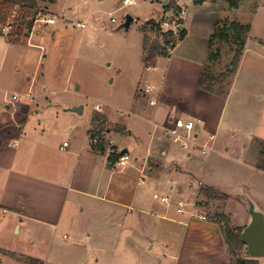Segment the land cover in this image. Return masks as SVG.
<instances>
[{
  "label": "crops",
  "instance_id": "0c3cea01",
  "mask_svg": "<svg viewBox=\"0 0 264 264\" xmlns=\"http://www.w3.org/2000/svg\"><path fill=\"white\" fill-rule=\"evenodd\" d=\"M177 4L180 11L175 18L182 21L181 27L179 24L177 27L185 29V36L175 42L168 56H156L152 68L144 66L149 75L158 73L155 94L147 100H140L136 94L132 111H118L119 115L125 116L121 123L105 110L97 112L105 119L107 129L103 133L104 153L91 149V141H95L91 133L92 114L85 120L77 117L81 112L65 109L62 116L68 120V126L64 131L56 126L47 129L41 110H36L38 103L20 101L21 98L33 99L30 93L33 80L26 88H16L24 93L12 89L16 82L12 80L11 73L18 72L19 65L25 66L26 50L34 52L39 49L34 76L44 37L36 36L35 42H31V35L24 47L22 39L13 42L0 34V207L14 216H21L25 229H34L39 237L57 230H65L72 235V242L63 244V248L50 241V249L54 250L53 260L50 255L28 256L41 260L43 264H65L69 261L67 257L71 256L87 263L89 249L109 254L111 251L128 250L130 261L123 264H234L237 257L252 260L250 264H264V254L249 255L244 243V252L240 250L235 256L229 253L220 224L214 220L215 212L210 213L196 202L200 187L226 193L213 182L198 180L193 186L192 172L181 168L178 163L182 161L181 150L187 158L198 152L208 155L213 151L215 135L225 123L227 111L236 97L233 86L251 38L250 29L226 93L204 91L197 82L208 53V38L215 20L220 18L221 7L211 0L201 4L178 0ZM5 93H16L21 97L10 101ZM27 93L32 97H26ZM150 99H154V104H149ZM34 111L40 115L34 124H30L29 118L36 116ZM131 115L132 118L127 117ZM174 119L194 122L195 140L187 148L168 135L167 128ZM210 135L212 148L202 154L198 150L200 144ZM114 137L119 138V144L112 142ZM64 141L67 146L62 147ZM253 148L251 167L264 172L257 167L262 154L256 142ZM123 149L127 153L132 149L134 155L132 157L129 153L132 157L130 165L120 170L115 165L116 160L108 161V155ZM144 174L154 180L167 177L169 187L162 190L168 197V203L152 196L160 202L156 206L145 199L141 190L146 185ZM139 178H142V183L138 182ZM173 189L174 193L171 192ZM179 193L187 196L179 199L195 201L194 212L203 214L205 219L179 213L176 210L179 199L174 202L172 198ZM227 196V200L232 197ZM237 198L243 221L237 223L229 211L230 219L234 227L243 228L249 215L244 202ZM156 245L160 247V257L153 252ZM19 256L25 254L0 246V264H26Z\"/></svg>",
  "mask_w": 264,
  "mask_h": 264
},
{
  "label": "rangeland",
  "instance_id": "374dc122",
  "mask_svg": "<svg viewBox=\"0 0 264 264\" xmlns=\"http://www.w3.org/2000/svg\"><path fill=\"white\" fill-rule=\"evenodd\" d=\"M36 1L37 7L33 10L35 14L31 28H23L20 39L25 47L26 40L28 41L31 35V42H35L36 36L44 37L37 70L33 76L39 49L33 50L34 52L26 50L25 66L19 65L18 72L11 73L12 80L16 82V87L12 89L16 91L17 87L26 88L33 80L34 84L30 90L33 99L30 101L21 98L20 101L28 104L38 103L36 110H41V117L46 121L47 129L56 126L64 131L68 126V120L62 116L65 109L80 106L81 113H77L80 119L88 120L92 112L105 110L121 123L125 116L119 115L118 111H132L131 106L135 102L136 94L140 100H147L155 94V91L145 93L139 90L146 84L155 86L158 80V73L149 75L145 70L142 60L143 36L146 37L147 46L164 47L167 52L168 47L171 48V44L165 47L164 43L167 40L174 42L177 38L179 19L175 18L177 14L172 9L165 7L169 0L164 4L163 0H135L124 8H119L122 0ZM12 2L17 3H12L6 21L0 20L1 33L2 28L9 22L22 21L23 12L19 9L20 5L28 7L25 2L19 0ZM214 2L221 7V19L249 24L251 38L239 63L233 86L236 97L227 111L225 123L215 135L213 151L208 155L198 152L187 158L181 150L182 161L178 163L181 168L192 172L193 186L198 180L213 182L226 195L233 197L229 200L228 196L210 200L200 193L196 202L210 213L215 212L214 218L219 219L221 223H224V219L219 218V214L227 215L228 225L234 228L229 211L237 223L243 221L239 214L240 203L237 197L241 199L242 195L248 196L264 212V172L251 167V149H254L256 140L264 141V0H243L238 10L228 8L225 0ZM127 13L132 15L134 20L124 29L121 24ZM49 17L55 18L54 24L43 21ZM111 17L115 19L114 22L110 20ZM30 19L31 17L24 21ZM78 21H85L86 27L77 28L75 23ZM157 24L160 30L156 29ZM169 30L172 31L173 37L167 34ZM235 48L236 43L232 39L216 40L211 47L212 52H219L207 66L210 74L219 75L213 86L216 90H224L231 80V75L226 74V69ZM7 88L10 89L11 86ZM17 92L24 93L21 90ZM42 104L45 105L44 108ZM38 111L33 112L36 116L29 118L30 124H34L38 119ZM56 113L58 116H55ZM127 117L132 118L133 115ZM112 142L119 144V138L114 137ZM175 147L177 148L176 145ZM198 150L200 151V148ZM128 152L133 157L132 149H128ZM144 178L146 185L141 190L145 199L159 206L160 202L152 198V194L155 192L163 195V190L169 187L170 181L167 177L154 180L146 174ZM171 192L174 193V189ZM172 198L176 202L179 198L186 199L187 196L185 193H179ZM25 227L21 216H14L9 210L3 211L0 207V246L4 248L21 251L25 256L50 255L53 260L51 240L54 246L62 248L65 247L63 244L72 242V235L65 230L44 233L39 237L34 229ZM153 252L157 257L161 256L159 245L154 246ZM241 252H244V247ZM129 253L128 250H118L109 254L103 250L89 249L87 263L71 256L67 257L69 261L65 264H123L130 261ZM56 260L65 262L62 259Z\"/></svg>",
  "mask_w": 264,
  "mask_h": 264
},
{
  "label": "trees",
  "instance_id": "16d2710c",
  "mask_svg": "<svg viewBox=\"0 0 264 264\" xmlns=\"http://www.w3.org/2000/svg\"><path fill=\"white\" fill-rule=\"evenodd\" d=\"M22 3H26L28 7H25V5H20L19 9L23 12L22 21H15L9 22L8 26L10 27L7 37L10 41L16 42L20 40L21 38V31L23 28L27 27L28 30L31 28L33 16L35 13H33L37 7V1L36 0H19ZM49 2H54V0H48ZM205 0H193L194 4H201ZM215 1V0H211ZM243 0H225L228 8H238L240 3ZM12 0H0V20L6 21L7 13L10 7H12ZM166 8L172 9L175 14H178L180 11V7L177 4V0H169L168 3L165 5ZM31 17L30 21H24L25 19ZM182 21L179 19L178 24H181ZM156 29L160 30L159 25H156ZM178 29V35L175 41L167 40L165 41V47L168 46V44H171V48L174 46L175 42L177 40H181L185 34L186 31L184 28H177ZM250 26L247 23H241L236 20H225L221 18H217L214 22V28L212 30V33L210 34L208 38V53L206 56V59L202 66V71L200 73L197 85L200 89L210 92V93H218L221 95H224L226 93V88L224 90H216L214 89V83L218 80V76H213L210 74L208 70V62L216 58L219 54L218 51L212 52L211 47L214 44L216 40H223L228 41L232 39L234 43H236V48L234 49V53L232 55V58L230 60V63L226 69V74L231 75L235 72L238 62L240 60V57L242 55V51L244 48L245 40L247 37V34L249 32ZM0 34L1 31H0ZM167 34L173 37V33L171 30L167 31ZM156 56H168V52L164 49V47L159 48L156 46H147L146 37H143V63L146 68L149 66H154V61ZM222 76V75H220ZM229 84V83H228ZM228 86V85H227ZM226 86V87H227ZM91 123L93 124V127L91 129L92 136L95 138V141H91V149L97 153H104L105 151V140H104V132H107V129L105 127V119L102 115H100L97 112H93L90 118ZM259 148L260 152L262 154V157L260 159V164L257 166L259 169L264 170V141H255ZM120 155L119 153H110L108 155V161L114 162L117 157ZM199 192L202 193L205 197L210 199H217V198H226L227 195L217 191L210 187H200ZM219 218L222 217L224 220V223H221L219 219L215 217V221L220 224V228L222 230V233L224 235V239L227 244V248L229 253L232 256L238 255L239 251L243 247V242L240 240L239 233L242 229V227H234L231 228L229 223V217L225 214H219ZM20 259H22L26 264H43V262L37 258L30 257V256H19ZM252 260L248 259H242V258H236L234 259V264H250L252 263Z\"/></svg>",
  "mask_w": 264,
  "mask_h": 264
},
{
  "label": "built area",
  "instance_id": "2783aa9c",
  "mask_svg": "<svg viewBox=\"0 0 264 264\" xmlns=\"http://www.w3.org/2000/svg\"><path fill=\"white\" fill-rule=\"evenodd\" d=\"M132 3V0H122V3L120 5L119 8H124L125 6L129 5ZM112 22L115 21V19L113 17H111L110 19ZM45 23L48 24H54L55 23V18H46L43 20ZM75 26L78 28H83L85 26L84 22L78 21L75 23ZM9 26L6 25L2 28V34L3 35H7L8 31H9ZM168 47V46H167ZM171 48L168 47V51H170ZM153 66H149L148 68H152ZM140 91L148 93V92H152L155 90V87L153 85L150 84H146L144 85V87H140L139 88ZM5 95H8V98L10 101H14V100H19L20 99V95L16 94V93H5ZM28 98H31L32 95L30 93H27L25 95ZM149 104L152 105L154 104V99H150L149 100ZM194 122L192 120H182V119H174L171 121V126L167 128V132L168 135L170 136V138L181 144V146L183 148H187L188 145L192 142H194ZM211 140H212V135H210L207 140L205 142H203L202 144H200V151L202 154H206L211 150ZM67 146V142H63L62 143V147ZM132 160V157L129 153L127 152H120V155L117 157L116 161H115V165L122 170L123 168H125L126 166L130 165ZM139 183H142L143 180L142 178L138 179ZM154 198L160 200L163 203H168V197L165 195H158L156 193H154L152 195ZM196 205L195 201H186L183 199H179L176 202V210L179 213H187L188 215L191 216H196L200 219H205V216L203 214H199V213H195L194 212V207Z\"/></svg>",
  "mask_w": 264,
  "mask_h": 264
},
{
  "label": "water",
  "instance_id": "95a60500",
  "mask_svg": "<svg viewBox=\"0 0 264 264\" xmlns=\"http://www.w3.org/2000/svg\"><path fill=\"white\" fill-rule=\"evenodd\" d=\"M165 2L166 0H163V4ZM133 20L132 15L125 14L121 27L127 29ZM179 27H181V24H179ZM72 111L81 112V106L73 107ZM124 151L125 149L121 150V152ZM241 200L245 204L249 219L239 233L240 240L245 244L246 252L249 255L264 254V212L248 196L242 195Z\"/></svg>",
  "mask_w": 264,
  "mask_h": 264
}]
</instances>
